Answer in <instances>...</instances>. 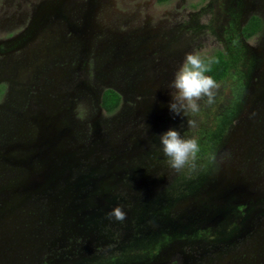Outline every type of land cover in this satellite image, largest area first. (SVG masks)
<instances>
[{"label": "rangeland", "instance_id": "obj_1", "mask_svg": "<svg viewBox=\"0 0 264 264\" xmlns=\"http://www.w3.org/2000/svg\"><path fill=\"white\" fill-rule=\"evenodd\" d=\"M26 1L0 0V8L26 9L32 5ZM84 3L74 0L81 11ZM92 3L86 30L75 35L82 42L80 54L70 59L77 58L72 66L77 68L81 98L74 100L67 138L72 141L75 124L80 135L95 141L82 153L91 156L85 163L90 167L83 173L90 180H81L87 184L82 188L77 217L71 214L54 235L63 242L48 243L47 261L33 264H182V256L189 255L195 244L188 237L198 226L207 229L202 238L211 242L205 251L212 261L231 258V262L264 264V146L244 167L227 148L240 117L231 112L239 106L237 88L247 87L246 102L256 79V70L251 71L252 55L258 56L260 66L264 34L246 42L238 39L246 14L237 13L231 0ZM233 39L239 42L241 60L232 76L217 83L215 102L209 105L207 98L202 99L199 111L188 116L172 112L175 90L170 85L186 54L208 58L219 50L231 53L237 49ZM114 41L121 43L118 48L122 51L113 47ZM122 68L129 76L119 73ZM109 87H119L127 94L113 114L101 108L100 99ZM188 119L196 122L194 127L188 125ZM169 129L184 138H195L206 154L199 150L195 160L180 171L170 168L159 140ZM227 169L237 173L239 186L249 196L239 202L238 210L234 203L222 204L224 216L215 226H197L192 215L172 220L179 206L201 211L199 194L210 183L220 181ZM117 206L126 213L123 222L107 216ZM160 209L162 221L156 224L151 217ZM145 218L151 219L144 222ZM135 221L139 225L134 229ZM247 248L253 251L248 254Z\"/></svg>", "mask_w": 264, "mask_h": 264}, {"label": "flooded vegetation", "instance_id": "obj_2", "mask_svg": "<svg viewBox=\"0 0 264 264\" xmlns=\"http://www.w3.org/2000/svg\"><path fill=\"white\" fill-rule=\"evenodd\" d=\"M53 1L39 0L33 3L27 0L32 5L26 9L22 6L15 9L14 5L0 8V21L4 20L0 22V264L47 261L50 248L48 243L63 242L54 235L65 226L73 211L71 209L68 212L70 206L80 204L82 198V193L66 194L67 185L81 182L83 178L87 182L90 180L83 173L90 167L85 163L91 156L82 153L91 145L89 143L94 145L95 141L91 142L85 135H80V128H76L75 124L72 141L67 142V138L74 100L81 98L80 81L75 73L77 68L72 66L77 58L70 59L80 54L82 42L75 35L86 30V19L92 11L93 3L92 0H85L84 5L80 6L81 11L74 0ZM231 2L237 13L246 14L240 24L238 39L246 42L264 34V0ZM53 4L59 7L58 11L49 9ZM253 17L261 20V30L246 38L243 30ZM233 42L237 49L231 53L219 50L230 54L233 59L238 58L230 76L241 60L239 42L235 39ZM119 44L114 41L113 47L122 51L118 48ZM107 46L112 47V44ZM68 52H71L70 56H67ZM261 54L260 60L263 58V61H260V66H257L258 56L252 55L255 59L251 71L256 70V79L252 87L248 86L251 87L248 100H244L248 93L247 87H238L237 91L241 93L237 102L239 106L231 110L233 114H240V117L227 148L242 167L264 146V47ZM118 71L121 75L129 76L124 68ZM117 88L114 87V90ZM118 92L122 100L127 98V94L120 88ZM52 142L54 149L47 160L41 158L40 153L46 152ZM47 143L50 144L48 147ZM199 150L204 152L202 155L206 154L204 149ZM51 167L57 170L56 176L59 175L57 186H39V176L45 175ZM217 168L220 171L222 167ZM222 174L232 182L240 181L236 180L238 176L233 170L227 169ZM215 186L216 182L210 183L199 194V203L203 205L201 211H195V208L188 205L179 206L172 220H186V217L192 215L190 218L197 226L199 223L205 226L217 225L224 212L221 208L223 203L215 202L210 194ZM242 191V187L238 188L227 204L234 203V208L238 210L239 202L249 197ZM162 211L160 209L159 214L151 217L156 224L162 221ZM73 212H77V209ZM214 215L215 219L211 217ZM151 218H145L144 222ZM136 225H139L138 221L134 222V229ZM205 229L198 226L193 230L194 235L191 233L188 237L195 244L191 245L189 255L182 256V264H244L240 261L231 262V258L226 261L209 259L205 249L211 242L202 238ZM247 249H250L248 254L253 251V248Z\"/></svg>", "mask_w": 264, "mask_h": 264}, {"label": "clouds", "instance_id": "obj_3", "mask_svg": "<svg viewBox=\"0 0 264 264\" xmlns=\"http://www.w3.org/2000/svg\"><path fill=\"white\" fill-rule=\"evenodd\" d=\"M212 59L205 61L199 54L188 53L183 64L175 73L170 85L174 89L170 109L177 115L188 116L199 111V101L207 98L209 105L215 102L216 89L219 85L209 75ZM196 122L188 119V125L194 127ZM161 151L168 158L169 167L180 171L195 160L199 152V144L195 138H184L180 132L169 129L160 137ZM109 219L123 222L126 213L117 206L107 214Z\"/></svg>", "mask_w": 264, "mask_h": 264}, {"label": "trees", "instance_id": "obj_4", "mask_svg": "<svg viewBox=\"0 0 264 264\" xmlns=\"http://www.w3.org/2000/svg\"><path fill=\"white\" fill-rule=\"evenodd\" d=\"M159 3H167L169 0H158ZM261 30V20L253 17L250 23L243 30V35L248 38ZM205 61L212 59L210 71L206 75L211 76L217 83L223 82L230 76L231 70L236 65L238 58L233 59L230 54L222 51L216 52L214 55L203 58ZM121 95L114 89L105 90L101 99V108L108 114L115 113L121 105ZM201 154H204L201 153Z\"/></svg>", "mask_w": 264, "mask_h": 264}, {"label": "water", "instance_id": "obj_5", "mask_svg": "<svg viewBox=\"0 0 264 264\" xmlns=\"http://www.w3.org/2000/svg\"><path fill=\"white\" fill-rule=\"evenodd\" d=\"M49 9L50 10H53V11H58L59 7L58 6H55L53 4ZM33 23H35V20L32 22V24ZM49 145L50 144L47 143V146L46 147H48ZM53 149H54V142L51 143V145H50L49 148H46V152L40 153L41 158L47 160V156H49V153L52 152ZM62 170H64V169H62ZM56 171L57 170L55 168L51 167L45 175H40L39 176V179H41V181H39V184L38 185L39 186H42V187L43 186H45V187L49 186L50 188L51 187H54V186H57V181H58L59 175L56 176ZM43 179H49V180H45L44 181ZM239 179L240 178H238L236 180H239ZM240 182H241V179H240L239 182H234V181L232 182V180H230L227 177L221 178V180L218 181V182H216V186L213 187V189L211 190V193L210 194H211V196L214 197L213 200H215V202H218V203H221V204L222 203L223 204L224 203H227L228 200L235 195L237 189L241 187V186H239L240 185ZM86 184L87 183H85L84 181L77 182L76 184H68L65 192H66V194H70V193H72V194L80 193L81 194L82 193V188L84 186H86ZM35 186H37V185H35ZM235 186H237L236 189H235ZM82 196H84L83 193H82ZM80 200H82V199H80ZM80 205H81V203L78 204V205H77V203L72 204V206H70L71 208L68 210V212H70L71 209H73V211L76 210L77 206L79 207ZM73 211L71 212V214H73V213L75 214V212H73ZM71 214H69V216ZM76 217H77V215H76ZM211 217H213V219L216 218L215 215L214 216H211Z\"/></svg>", "mask_w": 264, "mask_h": 264}]
</instances>
